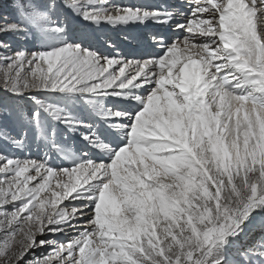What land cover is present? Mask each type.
<instances>
[{"label":"snow or ice","instance_id":"1","mask_svg":"<svg viewBox=\"0 0 264 264\" xmlns=\"http://www.w3.org/2000/svg\"><path fill=\"white\" fill-rule=\"evenodd\" d=\"M0 9V264H264V0Z\"/></svg>","mask_w":264,"mask_h":264},{"label":"bare ground","instance_id":"2","mask_svg":"<svg viewBox=\"0 0 264 264\" xmlns=\"http://www.w3.org/2000/svg\"><path fill=\"white\" fill-rule=\"evenodd\" d=\"M174 1H177V0H174ZM157 2H158V0H111V3H114V4H154ZM123 27L124 26L103 25L101 33L103 35H109V36H113V35L116 36L119 34H122V35L127 34V36H129V37H133V36H136L141 31V29L135 25L127 26V32L121 30ZM149 27L152 28L153 25H150ZM132 42L134 43V41H132ZM125 43L133 46V43H130V41H126ZM125 51H126V49H125ZM61 238L65 239V237H63V236H61Z\"/></svg>","mask_w":264,"mask_h":264},{"label":"rangeland","instance_id":"3","mask_svg":"<svg viewBox=\"0 0 264 264\" xmlns=\"http://www.w3.org/2000/svg\"><path fill=\"white\" fill-rule=\"evenodd\" d=\"M2 15H7V12L5 10H2L0 9V16ZM95 27V26H94ZM99 35H103L102 33H98ZM126 35H122V34H119V35H116V36H111L113 38V40L116 42L118 48L117 50H120V46L121 44L125 43L126 42V38H125ZM11 43H15L14 41H10ZM126 51L128 52L129 49H126ZM17 239H19V237L17 236L16 237ZM50 238H53V237H50ZM57 239H60V240H64V238H61V237H56ZM0 243H2V241H0ZM51 251L50 248H47V249H38L37 250V253L36 255L39 256L41 254V252H43L45 255L47 254V252Z\"/></svg>","mask_w":264,"mask_h":264}]
</instances>
